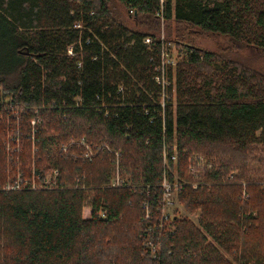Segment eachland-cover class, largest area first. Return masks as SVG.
<instances>
[{
    "label": "trees",
    "instance_id": "trees-1",
    "mask_svg": "<svg viewBox=\"0 0 264 264\" xmlns=\"http://www.w3.org/2000/svg\"><path fill=\"white\" fill-rule=\"evenodd\" d=\"M76 22L88 26L82 37ZM162 22L165 42L185 48L174 45L184 57L166 67L165 89L156 78ZM53 102L67 107L27 113L22 157L7 171L0 164V264H154L144 229L162 214L165 177L179 184L185 208L201 211L213 242L175 220L160 235L159 264H232L224 252L238 264H264V159L256 155L264 152V0H0V115L16 103ZM32 118L44 161L36 178L28 170ZM3 128L0 121V157ZM84 136L109 140L119 165L107 151L76 162L53 154ZM195 158L211 168L193 173ZM50 167L59 177L45 188ZM19 172L28 184L2 190ZM146 200L154 203L149 223ZM121 229L130 236L124 252Z\"/></svg>",
    "mask_w": 264,
    "mask_h": 264
},
{
    "label": "rangeland",
    "instance_id": "rangeland-1",
    "mask_svg": "<svg viewBox=\"0 0 264 264\" xmlns=\"http://www.w3.org/2000/svg\"><path fill=\"white\" fill-rule=\"evenodd\" d=\"M80 14H83V10H81ZM91 15H93V13H91ZM77 24V25H75ZM74 24V28L79 29V37H82L83 32L85 31V29L88 28V26L83 23V22H76ZM84 30V31H81ZM94 35V38H97L98 35L95 33V31L93 33H91ZM78 37V39H79ZM152 37V36H151ZM164 38L166 39L165 36V32H164V22H162V28H161V34L159 35L158 39ZM76 42H74L75 44ZM221 43L223 44V41H221ZM175 46H177V49H185L184 46L182 47L181 45H178L177 43L174 44ZM208 45L210 47L214 46V43L212 40L208 41ZM184 52V50H183ZM181 53L180 50L175 51L173 53V60L175 59L176 62L180 61L181 58L184 57V53ZM36 61L39 62L38 59H36ZM263 63V62H262ZM175 79V78H174ZM132 82H136L135 78H132ZM174 98L176 99V93H175V85H174ZM77 102H80V99L77 98ZM175 103V102H174ZM82 105V104H80ZM59 107V108H66L67 106L64 105H57L56 102H53L52 104H50L49 106L46 105H42L40 108L35 107V108H31V107H26L24 105H21L20 103H16L10 105V109L5 108V112L3 114L0 115V121H2L3 125H4V131L6 132V137L5 140L3 141L2 144V149H3V154L0 157V164L2 166V168H4L6 166V171L10 170L11 167H13L14 162L16 163L17 159L20 158V156L22 157V147L25 146L24 142H23V131H22V121L23 124L24 123V117H26L28 114L27 113H31V111H33L34 109H48V110H53L54 108ZM83 107V106H82ZM103 109H108L110 111V109L107 107L106 104L102 105ZM29 127V131H30V135H31V154H30V158H31V162L29 163V168L28 170L30 171L32 169V176H36L38 175V167L39 164L42 161V156L40 155V148H39V138H38V134H39V125H38V119L36 120L35 118H32L28 124ZM29 133V132H28ZM53 154H57V156L59 158H62L63 156H66V159L71 160L76 162L77 159H81V160H93L97 155L98 152L101 151V153L103 151H107L109 153H114L116 154V159H115V163L117 164V166L119 165V161L121 159H118L117 157V152L116 149H114L111 145V142L109 140H100L99 143H92L89 141V139L87 137H82V138H74L70 141H68L67 143H63L62 145H58L57 149L52 150ZM256 155L261 156L264 159V152H261L258 150V152L256 153ZM177 162V161H175ZM47 164V163H46ZM203 164V162H202ZM1 166H0V170H1ZM45 166V165H44ZM44 168H40V172L43 171ZM57 168L55 167H50L48 169H46V171H43L42 173H45V176H42L43 180H50L52 182V185L55 184V181L58 179L59 177V172L56 173ZM116 172V170H115ZM237 173V172H235ZM58 174V175H57ZM119 175V174H118ZM117 175V176H118ZM116 176V177H117ZM177 177V176H176ZM245 181H243V185H245L244 183ZM179 191L178 190H174L172 192V194L170 195V199L167 200V204L166 205H162L161 208L165 209L164 212H167V214H169L170 217V224L168 225L169 230L174 231L175 226L173 223V221L177 220V221H182V220H189V222L194 223V225L198 228H200V230L204 233V229L201 228L199 220H200V215H201V211L200 210H196L194 212L189 211L187 208H185L184 205H182L180 199H179ZM244 196L247 197L246 192L244 191ZM144 206V203L142 202V204ZM91 207H85L84 209V217L85 218H90L91 217ZM144 216L145 213L143 214L142 219L144 220ZM144 222L146 223V221L144 220ZM125 229H121V231L119 232V234L116 235L117 240L119 242H122L124 246H122V252L127 251L128 248H130L131 246L129 245L128 241L130 239V236L127 234L126 236V231H124ZM110 232V231H109ZM170 231H168L169 233ZM111 234V233H110ZM205 235H207L208 241L213 242L212 238L210 236H208L207 233H204ZM108 240L111 241V238H108ZM133 241V240H131ZM130 241V243H131ZM224 256L226 259H228L232 264H238L236 263V261L233 260L232 257H230L229 255H227L224 252Z\"/></svg>",
    "mask_w": 264,
    "mask_h": 264
},
{
    "label": "built area",
    "instance_id": "built-area-1",
    "mask_svg": "<svg viewBox=\"0 0 264 264\" xmlns=\"http://www.w3.org/2000/svg\"><path fill=\"white\" fill-rule=\"evenodd\" d=\"M133 12V11H132ZM153 41L152 37H146L145 38V42L146 43H151ZM162 44H163V51H162V57H161V62L159 64V66L157 67L158 71L160 72V74L156 77L157 81L159 83L162 84L163 89H165L166 86H168L169 82L166 78L165 72H166V67L169 65H175L176 61L175 59L173 60V53L176 51V47L173 45V43L171 41L169 42H165V39L162 38ZM72 48V47H71ZM70 48V53H72V50ZM171 48V49H169ZM122 89V88H120ZM166 93L163 92L162 95V106L166 105ZM108 110V109H107ZM109 111V110H108ZM106 115L108 114V112H105ZM168 146H165L164 149V157H165V163L167 165V151H168ZM117 158L119 159V154L117 153ZM178 157H177V153H174V155L172 156V160L173 161H177ZM203 162V164H202ZM208 163L206 160H204L203 158H195L193 161V165H192V172L195 173L196 171H199L200 169H204L205 166H207ZM208 167L211 168L210 165H208ZM118 171L120 170L119 167L117 169ZM56 173H58V171H56ZM119 174V172L117 173V175ZM20 175L18 178L14 179L13 181L8 182L4 187H2V190H21L22 188H24V186H26V182H24L23 180H26L22 177V174L19 172ZM33 178H36V176H34ZM177 178V177H176ZM45 184L44 187L45 188H51L52 182L50 180H44ZM120 182H122V179L120 177V174L115 178L114 180V184L117 185ZM162 188H163V193L162 195H159L158 197V202L157 203H161L163 206L167 204V200L170 199V195L172 194V192L174 190H178L179 191V184L176 183H171L168 182L167 178H164V181L162 182ZM197 186V185H196ZM31 187L32 188H36V184L34 181H32L31 183ZM153 206L154 203L151 204L150 200H146L144 202V220L146 221V223H149V220L152 218L153 215ZM156 210H160L161 211V216L158 218L157 222L155 225H146L145 229H144V233L145 234H149L152 237L148 238L145 237L143 246L145 248V250L151 255V258L154 262V264H159V262L162 259V254H163V245L160 242V235L163 233V231L167 230L169 231L168 225L170 224V217L169 214H167V212H164L165 209L159 207H156Z\"/></svg>",
    "mask_w": 264,
    "mask_h": 264
}]
</instances>
